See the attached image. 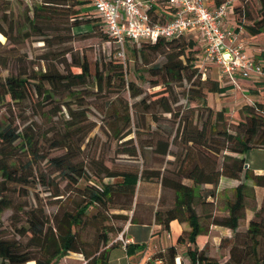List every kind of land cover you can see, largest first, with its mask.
<instances>
[{
    "label": "trees",
    "instance_id": "1",
    "mask_svg": "<svg viewBox=\"0 0 264 264\" xmlns=\"http://www.w3.org/2000/svg\"><path fill=\"white\" fill-rule=\"evenodd\" d=\"M147 1L150 2L147 12L152 20L161 22L170 17L166 0ZM224 1L207 0V3L212 7ZM239 1L240 4H233L232 8L233 15L237 16L236 29L242 28L249 35L263 33L264 0ZM86 6L92 7L96 20L101 21L94 11L92 0H43L33 4L32 15L23 23L16 24L15 28L22 38L38 35L44 37L48 44L50 40L47 32L57 31L59 24L65 23V18L66 21L72 19L68 30L79 27V16L90 11ZM90 21L86 20V23ZM99 26L102 27L105 39L110 38L103 29L102 22ZM12 28L14 26L10 28L11 33ZM0 33L9 38L1 24ZM136 45H131L133 47L130 49L135 60L138 58ZM139 46L140 58L145 60V64L148 62L144 49L162 53L164 60L147 69L153 77L150 80L151 88L160 86L161 89L146 93L140 100L134 101L132 107L135 109L140 105L144 112L150 114L153 122L158 121L157 110L170 114V120L173 121L168 131L156 132L155 142L141 145V150L152 146V153L156 156L164 158L172 155V159L165 161L174 164V168L116 172L102 167L104 177L113 180L96 182L89 178L82 163L74 161V154L69 151L50 158L40 156L39 159H46V167L58 173V181L40 174L38 182L52 191L53 196L60 195L59 182H65V189L75 192L80 198L72 210L65 209L60 214L48 217L34 209L25 210L11 196V193L22 196L19 193L21 189L18 191L16 187L23 188L32 181L33 161L19 164L13 160L20 152L18 147L21 146V151H30L34 161L37 160V155L31 134L26 130L20 132L6 118L0 125V213L5 209L17 208L26 214V218L23 225H13L9 229L2 227L0 223V264H55L68 252L84 254L88 264H108L109 249L119 246L109 236L119 234L128 221L149 223L152 218L166 231L169 222L174 219L186 222L188 228L182 230L175 245L155 251L145 264H153L157 260L161 264H175L178 246L184 247L189 264H264V173H254L252 169L245 167L243 156L252 148L264 149V100L243 104L238 110L239 119L229 120L226 107L215 110L207 104L208 93H223L230 86L221 85L217 79L209 76L202 78L195 66L196 56L200 53L195 39L186 36L170 40L159 38L154 42L142 41ZM124 60L116 57L91 65L86 57H73L71 66L78 71L68 68L63 72L54 66L30 73L19 71L16 75L0 76V104L6 98L13 102L24 101L33 93L43 96L48 102L65 91L69 94L75 87L88 83H92L100 92L116 83L118 91L127 89L130 97L135 99L143 91L132 81L126 80ZM173 80H186L189 84L184 93L186 104L182 108L174 106L178 99L172 98L170 83ZM129 106L126 105L122 116L125 128L131 123ZM130 133V129H115V136L119 139ZM61 145L60 141L54 143L55 147ZM171 145L177 146L178 150L171 153ZM64 147L68 149V144H64ZM138 150L142 153L140 148L131 146L124 153L137 157ZM222 176L240 182L233 188V196L225 199L226 214L217 216L213 198ZM82 181L84 182L81 183ZM148 184L159 185L162 192L156 207L151 200L145 207L147 215L139 216L137 211L142 205L140 196L144 194ZM204 184L212 186L209 188L211 199L203 198L198 193V188ZM256 187L262 189L260 196L255 191ZM166 192L170 193L169 198ZM248 199L255 201L256 205L253 206V214L245 230L240 232L238 228L245 220L246 210L249 208ZM90 209L94 210L91 214ZM131 210V216L123 213ZM112 219L119 220L121 224L114 226L109 223ZM89 222L96 229L97 238L94 248L87 251L79 230ZM212 225L231 231V235L225 236L219 243L227 249V258L222 262L209 256L201 244ZM135 247L136 244H126L128 253Z\"/></svg>",
    "mask_w": 264,
    "mask_h": 264
},
{
    "label": "rangeland",
    "instance_id": "2",
    "mask_svg": "<svg viewBox=\"0 0 264 264\" xmlns=\"http://www.w3.org/2000/svg\"><path fill=\"white\" fill-rule=\"evenodd\" d=\"M43 0H0V24L4 32L9 38H6L0 33V76L16 75L19 71H27L28 73L38 70H44L47 67H57L61 71H66L70 68L72 71H78L76 67L71 66L73 57L83 58L89 61L91 65L94 63L101 64L110 59H115L116 45L110 39L103 36L100 20H96L92 7L90 11L80 15V26L68 30L69 21L64 19L65 23H60L57 31H48L47 36L50 42L44 41V37L38 35H30L22 38L18 33L15 25L23 23L28 17L32 15V6L35 3H41ZM235 6L240 4L239 0H232ZM65 7V6H62ZM76 8V7H74ZM236 17L234 22L236 25ZM86 20H91L86 23ZM93 27L90 28L89 25ZM14 26L11 33L10 28ZM243 30V37H249ZM57 34V35H56ZM258 37L251 45L264 48V34L251 35ZM129 46L126 51V59L123 67L125 71V78L132 81L134 85L143 91V94L133 99L129 95L127 89L119 90L118 84L107 86L102 92L97 91L92 83L78 86L73 89L71 93L66 91L53 98L52 101H46L43 96L33 93L24 101L13 102L5 99L0 104V125L6 118L10 119L20 132L26 130L31 134L35 141L36 158L32 159V154L28 150L17 153L13 159L17 163H23L32 160L31 182L23 188L16 187L22 196H16L11 193L15 203H20L25 210L34 209L43 212L48 217L53 214H60L63 210H72L80 198L75 192L65 189V182H59V196H53L52 191H49L46 186L38 182L40 174L44 177H51L58 181V173L50 170L45 166L46 159H39L40 156L50 158L64 154L69 151L74 154V161L82 163L87 171L89 178L92 181L111 182L113 179L104 177L101 173L102 167L116 172L123 171H142L146 170H162L174 168V164H169L165 160L172 159V155L166 157H159L152 153L153 147H143L141 145L154 143L157 135L156 132L168 131L172 126L170 114L156 111L158 121H151L150 114L144 112L140 105L133 108L134 101L140 100L148 92H155L160 90V86L151 88L150 80L153 79L148 73L147 69L154 63H161L164 58L162 53L154 52L149 49H144L145 60L140 58L139 45H136L137 60H135ZM5 63V66L3 65ZM206 76L214 78L211 75L210 67L206 69ZM172 98H177L178 101L174 106L182 108L186 103L184 93L188 88V82L183 80L171 81ZM219 96L218 98L227 97ZM126 105H130L129 109L131 116V123L125 128V123L122 118L125 114ZM129 106V107H130ZM228 110L229 120L237 121L238 118L233 116L229 106ZM232 108V107H231ZM56 112V114H55ZM117 114V116H115ZM115 129L121 131L131 130V133L126 137L119 139L115 136ZM60 141V147H55L54 143ZM68 144V149L64 147ZM135 146L138 149L137 157H130L124 150ZM178 150L175 145L170 146V152L174 153ZM253 161L264 163V151L253 150ZM244 157L247 153L243 154ZM1 179V178H0ZM82 181L81 183H83ZM233 189L225 188L224 190L216 192L213 198L215 213L217 216L225 215V199L232 197ZM169 192V191H168ZM166 192L169 198L170 193ZM210 189L204 188L201 185L198 188V193L203 198L211 199L209 196ZM258 192V196H260ZM18 193V192H17ZM260 201V200H259ZM258 201V203H259ZM248 207L246 210V218L241 222L238 230L244 231L249 218L253 214V206L255 201H247ZM255 207V206H254ZM199 209V208H198ZM94 210L90 209L89 214ZM26 214L17 208L5 209L0 213V223L2 227L9 229L13 225L21 226L25 223ZM109 223L114 226L120 225L121 222L117 219H112ZM209 237H203V243L206 253L216 258L219 261H224L227 258V249L220 246V240L229 233L226 229H213ZM81 241L87 251L94 248L97 238L96 229L92 223L79 230ZM118 235V234H117ZM117 235H110V240L117 237ZM115 242V241H114ZM120 244V242H117ZM182 248V247H181ZM102 249V248H101ZM183 253L182 264H189L188 257L184 254L183 249H179ZM111 253L109 259L111 261L125 264L127 256L124 251L118 246L109 249ZM132 251L129 252V255ZM118 257V259H117ZM136 258L131 259V263ZM87 259L84 254L77 252H68L61 256L55 264H85ZM175 264H179L174 259ZM28 264H33L29 262ZM86 264H88L86 262Z\"/></svg>",
    "mask_w": 264,
    "mask_h": 264
},
{
    "label": "built area",
    "instance_id": "3",
    "mask_svg": "<svg viewBox=\"0 0 264 264\" xmlns=\"http://www.w3.org/2000/svg\"><path fill=\"white\" fill-rule=\"evenodd\" d=\"M166 4L170 17L160 22L152 20L148 14L150 2L147 0H92L103 29L116 45L115 55L122 60L127 47L133 44L154 42L159 38L170 40L195 32L200 49L195 66L202 78L208 64H215L229 80H233L236 73L244 78L264 74L263 66L248 57L243 42L237 39L235 27L228 22L233 14L232 0L212 7L207 0H166ZM114 241L126 247L123 232ZM153 264H161V261Z\"/></svg>",
    "mask_w": 264,
    "mask_h": 264
},
{
    "label": "crops",
    "instance_id": "4",
    "mask_svg": "<svg viewBox=\"0 0 264 264\" xmlns=\"http://www.w3.org/2000/svg\"><path fill=\"white\" fill-rule=\"evenodd\" d=\"M234 15H230L228 18V22L230 25L235 27V32L237 34V39L242 41L245 46V51L248 57L254 62L261 64L264 70V48H260L254 45H251V42H254L258 39L259 36L254 37L246 33L249 37H243V29L239 28L236 29V25L234 22ZM264 34V32H263ZM186 37L193 38L197 40V35L195 32H189L186 34ZM207 67H210L211 75H214V79H217L221 85H229V89L223 93H208L206 96L207 104L213 107L215 110H219L222 107L229 106L233 116L239 119L238 110L239 108L245 103H252L254 101H263L264 100V74L262 76H252L249 78H244L240 74L236 73L233 76V80H229V78L220 72V69L215 64H208ZM206 67V69H207ZM205 77H206V70H205ZM227 97L218 98L219 96ZM232 107V108H231ZM253 150H263L261 148H252L247 151V156L245 157V162L247 167L253 170L254 173L263 174L264 173V163L253 161L252 158V151ZM242 178V177H241ZM240 181L237 179H231L227 177H221L219 179L218 186L216 188V192L218 193L225 188L233 189L236 185H238ZM251 183V182H249ZM204 188H211L210 184H204ZM255 191L258 195V192L262 189L259 187L255 188ZM162 189L159 185L153 186V184H148L146 187V191L142 196H140L142 200L141 208L137 211L139 216L147 215L146 205L148 206L153 200V205L156 207L157 200L160 197ZM260 192V194H261ZM139 198V197H138ZM137 201V197L135 198ZM132 210L129 212L123 211V213L128 214L131 216ZM188 228L186 222H179L178 220L174 219L169 222L168 230H163L162 227L155 223L153 218L149 223H138V222H127L124 225V228L121 232H123V237L127 240V243L136 244L137 247L132 248V254L126 250V247H122L121 243L118 247L124 251L125 255L127 256V262L125 264H145L149 261L151 255L157 251L166 248L170 245H175L176 240L183 229ZM223 228L229 231L226 236L231 235V231L228 228L219 227L212 225L209 228L207 233V238L209 234L214 231L213 229ZM206 237V236H205ZM182 246H178V255L175 260L178 263L182 262L183 253L179 251V249H183ZM130 251V252H131ZM111 253L108 252V264H120L119 262L111 261L109 259ZM136 258L133 263H131V259ZM118 259V257H117Z\"/></svg>",
    "mask_w": 264,
    "mask_h": 264
},
{
    "label": "water",
    "instance_id": "5",
    "mask_svg": "<svg viewBox=\"0 0 264 264\" xmlns=\"http://www.w3.org/2000/svg\"><path fill=\"white\" fill-rule=\"evenodd\" d=\"M225 57L227 58V54H225ZM245 167H247V164H245Z\"/></svg>",
    "mask_w": 264,
    "mask_h": 264
}]
</instances>
